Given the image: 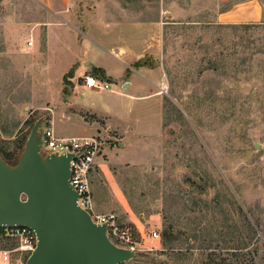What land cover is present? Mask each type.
I'll return each mask as SVG.
<instances>
[{"label":"rangeland","instance_id":"rangeland-1","mask_svg":"<svg viewBox=\"0 0 264 264\" xmlns=\"http://www.w3.org/2000/svg\"><path fill=\"white\" fill-rule=\"evenodd\" d=\"M104 1H79L72 15L79 31L88 8ZM115 2L150 21V41L144 63H129L128 72L100 50L102 63L114 70L110 82L88 70L90 58L81 63L75 45L88 41L80 32L68 31L75 44L69 54L56 43L68 27L55 28L53 38L44 11L8 0L0 5V155L13 154L15 164L42 116L58 138L96 140L92 208L129 230L136 257L123 264H264V0L262 21L248 24L216 21L229 6L215 0ZM32 35L40 62L51 63L56 54L47 89H32L23 75L29 67L7 57L19 48L6 40L18 36L21 49L29 48ZM73 64L79 78L74 66L62 82L59 72ZM128 75V95L150 96L74 90L93 77L122 95L119 81ZM16 244L0 236V251Z\"/></svg>","mask_w":264,"mask_h":264},{"label":"water","instance_id":"water-1","mask_svg":"<svg viewBox=\"0 0 264 264\" xmlns=\"http://www.w3.org/2000/svg\"><path fill=\"white\" fill-rule=\"evenodd\" d=\"M44 122L42 116L33 123L15 164L0 157V228L34 232L36 246L24 264H123L134 259L135 250L114 245L106 224L93 223L78 206L69 183L70 161L77 157L41 153Z\"/></svg>","mask_w":264,"mask_h":264},{"label":"crops","instance_id":"crops-1","mask_svg":"<svg viewBox=\"0 0 264 264\" xmlns=\"http://www.w3.org/2000/svg\"><path fill=\"white\" fill-rule=\"evenodd\" d=\"M7 0H0V5L5 3ZM14 3L16 7H22L23 5L27 8L28 11L37 13L39 10L44 11L47 14V36L49 35V29H53V38L55 37V28H62L63 25L68 27L66 28L67 37L60 36L57 32V44L62 45L65 49V52L71 53L73 48L77 47L81 52L80 61L84 63L87 58H90L85 62V66L90 71L96 70L99 72L100 76L104 77L110 82L112 79L111 75L113 74V69L110 65H105L102 63V58L100 55L104 52L108 58V62L118 63L123 68L128 69L129 63L139 61L144 54V52L149 48L148 42L150 41L149 30L146 29V26L150 25V21L139 18L136 20L132 17L131 14H127L125 10V5L116 3L115 0H105L100 4H95V9L92 7L88 8V14L84 20V23L79 22V25L83 26V31H79L77 26L72 23L73 11L79 4L80 0H8ZM142 2V1H141ZM261 0H215L217 5H228V9L221 11L216 15L215 20L224 23V24H248V23H258L262 21L263 12L261 6ZM128 8V7H126ZM17 9V8H16ZM113 9V10H112ZM113 11V12H111ZM115 12V13H114ZM32 14V13H31ZM96 16V17H95ZM57 20V21H55ZM74 22V21H73ZM71 29V30H70ZM58 31V30H57ZM68 31L80 32L81 36L88 41V46L78 47L74 44L73 40L70 38ZM111 34L116 37V41L111 38ZM35 36H31V41L27 42L29 48L20 47L18 36L13 37L11 40H6L7 42H17V47L19 49L9 52L10 58H14L16 64L26 65L28 70L23 73L25 74V82L31 85L32 89H47L48 86L52 83L51 72L54 71V68L58 63L54 57L52 62L46 63L43 60V56L40 54L37 46V39ZM64 38V39H63ZM138 40L140 45L137 49L133 48V42ZM55 42V41H54ZM97 42H101L104 47H100ZM75 45V47H74ZM32 48V49H31ZM102 52H101V51ZM72 66V67H71ZM75 66V67H74ZM77 64L68 66L66 69L59 72V77L64 79V76L74 67V76L75 79L79 78L78 75H75ZM133 70V69H132ZM143 72L147 74L150 73L148 70L142 69ZM134 71V70H133ZM140 75V74H138ZM142 79L147 81L145 78L140 76ZM120 88L123 90V96L120 91L112 90V92L117 94V96L124 98L128 97L129 99L142 100L150 95L142 96H131L127 94V89L131 86V79L129 75L120 80ZM127 83L126 88L124 87ZM87 89L84 85L75 84L74 90ZM126 89V90H124Z\"/></svg>","mask_w":264,"mask_h":264},{"label":"built area","instance_id":"built-area-1","mask_svg":"<svg viewBox=\"0 0 264 264\" xmlns=\"http://www.w3.org/2000/svg\"><path fill=\"white\" fill-rule=\"evenodd\" d=\"M84 86L87 89H97L112 92L111 84L93 77H84ZM160 92H167L164 81L160 84ZM41 153L71 154L77 158L70 161L69 183L78 194L77 204L90 215L93 223L106 224V234L109 240L118 247L134 250V242L128 229L122 230L115 223L111 214H95L92 208V191L90 174L92 173L95 159L99 154V146L92 138H58L49 122H44L40 128ZM152 239L158 238L156 232H150ZM0 236L14 240L17 244L13 249L0 251V264H24L36 246V236L28 228L5 227L0 228Z\"/></svg>","mask_w":264,"mask_h":264},{"label":"trees","instance_id":"trees-1","mask_svg":"<svg viewBox=\"0 0 264 264\" xmlns=\"http://www.w3.org/2000/svg\"><path fill=\"white\" fill-rule=\"evenodd\" d=\"M73 72V71H72ZM72 72L71 71H69L65 76H64V80L66 81L68 78H70L71 77V75H72ZM64 93H66V94H68V92L66 91V90H64L63 91ZM23 143L21 144V146H20V148L18 147V153L16 154V156H14L15 158L17 157V155L18 154H20V151L22 150V148H23ZM0 156H2V155H0ZM12 157H13V154H9V153H7V154H5V156L3 157H1L5 162H7L8 164H13L14 162H15V159H12Z\"/></svg>","mask_w":264,"mask_h":264}]
</instances>
